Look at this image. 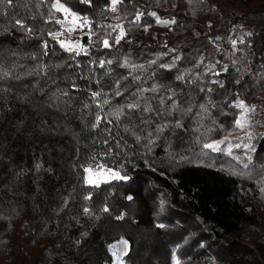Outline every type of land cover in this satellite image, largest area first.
<instances>
[{"label": "trees", "instance_id": "trees-1", "mask_svg": "<svg viewBox=\"0 0 264 264\" xmlns=\"http://www.w3.org/2000/svg\"><path fill=\"white\" fill-rule=\"evenodd\" d=\"M61 2L93 22L91 41L77 38L87 55L48 35L62 28L45 22L47 4L0 2V264H113L110 247L122 240L126 264H264V104L248 168L233 159L246 158L244 110L217 104L234 95L255 106L264 95V0H122L115 12L111 0ZM149 12L176 21L154 45ZM98 24L126 34L114 44L117 33ZM233 27L252 33L235 48ZM137 98L151 111L117 115ZM237 134L231 156L203 148ZM98 164L128 182L91 185L84 169Z\"/></svg>", "mask_w": 264, "mask_h": 264}, {"label": "snow or ice", "instance_id": "snow-or-ice-1", "mask_svg": "<svg viewBox=\"0 0 264 264\" xmlns=\"http://www.w3.org/2000/svg\"><path fill=\"white\" fill-rule=\"evenodd\" d=\"M0 2L6 3L8 6H11L13 4V0H0ZM118 2H122V0H111V4L113 5V7H111L109 10L115 12L117 9L114 6ZM190 2H191V0H190ZM81 3H87V4L90 5L91 4V0H81ZM40 4H47V6H48V10H49L48 11V17L46 18L45 22L46 23H53L54 22L55 24L61 25V28H62V31L55 32V33L49 32L48 35L53 40H56L59 43L60 47L63 48L65 52H68L70 54L74 53L75 56H80L82 53L84 55H87L88 54L87 48L84 47L83 45H80L79 40H76V41L71 40L70 35L76 28H79L82 31L85 26L88 27V30H89L90 34H95V33H92V28H91V25H92L93 22L91 20H89V18L87 16H80L78 13L73 12L66 4L62 3L61 0H39V4L37 6H40ZM55 13H61L62 14V18L55 16ZM143 14L144 13L142 11L137 10V12L135 13L134 19L132 21H130V23L133 24V25L138 24L140 22V20H141V17L143 16ZM148 15L152 16V17H156L157 22L161 23L163 26H170L171 24H175L176 23L175 18H173L170 21H161L160 18L157 16V14L155 12H149ZM114 19L119 20V19H121V17H115ZM77 20L80 21L79 24L76 23ZM16 23L18 25H20L21 27H24L22 21L17 20ZM149 26L150 25H145L144 26V30L147 31ZM97 28L98 29L103 28V29H106V30L107 29H111V32H107L106 31V36H111L112 32H116L117 34L113 37L114 44H119L120 40L126 34L122 24H108V25H100V24H98ZM26 30L31 32V28H27ZM65 33L68 34L66 36L65 40H60L59 37L62 36V35H65ZM244 35L250 37L252 35V33L251 32H247ZM217 39H219V38H217ZM89 40L91 41V35H89ZM239 42L243 43L244 42L243 38H241ZM231 43H232L233 47L235 48V46L237 44V41L236 40H232ZM102 44H103V47H105V48H108V47L111 46L109 44V40L107 38H102ZM43 47H44L45 50L48 49L49 44H48L47 40H45L43 42ZM45 54H47V51L45 52ZM174 59H179V58L176 57ZM111 63H112L111 60H108V61L101 60V61L98 62V65H99V67L103 68V67H105V64H109L110 65ZM152 63H155V61H152ZM201 63H203V61H201ZM125 64H127V61H125ZM133 67H137V66H133ZM140 67H142V66H140ZM160 67L168 69V70H171L173 65L163 64V65H160ZM214 67H215L214 65H210L209 66V70H212ZM224 71L225 72L227 71V66L226 65L224 66ZM5 75H7V73H5ZM213 75H220V73L219 72H213ZM183 78H184L183 75H177V77H176V79H178V80H183ZM134 79H139V77H134ZM211 82L212 83H218V84H220L221 87H223L222 82L215 81V80L211 81ZM114 88H115L114 95L119 96V95L123 94L122 90L120 89L119 82H117L114 85ZM156 90L157 89L155 87H153V88H140L137 91L142 96V94L144 92H147V91L155 92ZM131 95L132 96H136L137 93L133 92ZM99 96H100L99 92H93L92 93V98L93 99H95L96 97H99ZM168 98L171 99V96H169ZM103 103L107 104L108 100L105 99L103 101ZM100 106L101 105L99 103H97V107H100ZM172 107H175V103H173ZM237 107L243 109L245 114H247L250 111L251 112L255 111V106L249 107V106H246L243 102H239L237 104ZM124 109H128L129 113H131L133 111L139 112L141 115L145 111H151V107H150V105L147 104V102H145L144 108L141 109L140 99L139 98H137L136 100H133L130 103L125 104L122 108L118 109L117 110V115L119 116V115L124 114ZM101 119H102V117L97 115L96 123H94L92 125V127L93 128L97 127L99 125V123L101 122ZM242 119H244V117H242ZM107 123L111 124L112 121L109 120V121H107ZM246 123H247V120H245V124ZM179 126L180 125L177 124V127H179ZM237 126L240 127L241 129H243V127H244V125L241 124L240 121H237ZM105 130H107V129H105ZM157 131L158 132L162 131V127H158ZM246 137H247V141H248V143L244 144L246 158L243 161H241L240 157L233 156V159L237 160L238 162H242L244 168H248V165H249V163L252 160V157H251L250 153L254 150V147L250 143V141L252 139V133L248 132L246 134ZM226 140H227V138H225V140H218V141H213V142H210V143L206 142V143L203 144V148L204 149H209V150H211L213 152L223 151L220 148V145L224 144ZM104 143L107 144L108 141H104ZM232 147H233V145L229 142L227 144V148H228V155H230V156L232 155V153H231V148ZM235 147H240V145L236 144ZM93 159H95V157H93ZM37 167H39V166H37ZM103 167L104 166L102 164H98L97 165L98 169L99 168H103ZM84 171L85 172L91 171V166H89L88 168H85ZM113 175L115 176V178H118V179H121V180L129 179L128 177L119 176L118 174H113ZM89 183L92 184L93 182L91 180H89ZM86 199H91V197L88 196V197H86ZM128 199H131V197H128ZM103 211L107 212L108 209L105 207L103 209ZM84 212L85 213H89L90 209L85 208ZM118 219H123V217L122 216L118 217ZM157 227L164 228L165 225L158 224ZM121 243L123 245H125L124 254L126 255L127 254V251H126L127 242L126 241H122Z\"/></svg>", "mask_w": 264, "mask_h": 264}, {"label": "rangeland", "instance_id": "rangeland-1", "mask_svg": "<svg viewBox=\"0 0 264 264\" xmlns=\"http://www.w3.org/2000/svg\"><path fill=\"white\" fill-rule=\"evenodd\" d=\"M160 20L161 21H170V19H160ZM76 23L79 24L80 21L77 20ZM170 26H163L161 23H158L157 25L148 28L147 32H146V39L151 44H153V45L156 44L158 42V35L166 33L170 29ZM91 28H92V26H91ZM93 31L94 30L92 28V33H94ZM231 31H232L231 36H232L233 40H236L238 43L239 39L244 38V36H245L244 34L248 32V29L247 28H240V27H233ZM67 35L68 34L65 33V35L62 36V38H64V40H65ZM85 35H88V36L93 35V34L89 33L87 26H85L82 31L79 28H76L71 33L70 38H71V40L76 41V40H78L77 39L78 37L85 36ZM79 43H80V45H83L84 47H86V45H84L83 42H81L80 40H79ZM223 69H224V67H222L220 70L222 71ZM238 103H239V100L237 99V97L234 95H231L229 97L221 99L220 101H218L217 104H218L219 108H224L227 104H233V105L237 106ZM260 104H264V95L261 96V98L257 102V104H255V109ZM249 107H251V106H249ZM261 110H258V111L255 110L254 112L250 111L247 114H245V112L243 113L242 117H244V119H242V117H241L240 123L244 125L243 130L245 131L244 132L245 135L248 132L254 133L257 130V126H255V123H257V121L259 119V116H260L259 114H260ZM245 120H247L246 124H245ZM229 142L233 145V147H235L236 144H239V134L232 135L230 138H227L225 143L220 145V148L222 150L228 151L227 144ZM113 174L119 175V173L117 171L112 170V169H108L106 167L99 168V169L97 168V169H94V170L89 172L88 181L91 180L93 182L91 185H93V186H99L101 183H104V182L108 181L109 179H111L112 177H115ZM122 241H126V240H122ZM121 242L114 244L110 247V252L113 256V264H126L124 262V257L129 252V242L126 241L127 242V246H126L127 254L126 255L124 254L125 245H123ZM175 263H176V259L174 260V264Z\"/></svg>", "mask_w": 264, "mask_h": 264}, {"label": "water", "instance_id": "water-1", "mask_svg": "<svg viewBox=\"0 0 264 264\" xmlns=\"http://www.w3.org/2000/svg\"><path fill=\"white\" fill-rule=\"evenodd\" d=\"M119 176H122V175H119ZM123 177H125V176H123ZM127 182H128V179L127 180H121V179L112 177L111 179L106 181L104 184L105 185H110V184H114V183H127Z\"/></svg>", "mask_w": 264, "mask_h": 264}, {"label": "built area", "instance_id": "built-area-1", "mask_svg": "<svg viewBox=\"0 0 264 264\" xmlns=\"http://www.w3.org/2000/svg\"><path fill=\"white\" fill-rule=\"evenodd\" d=\"M63 36V35H62ZM62 36H60V37H62Z\"/></svg>", "mask_w": 264, "mask_h": 264}]
</instances>
